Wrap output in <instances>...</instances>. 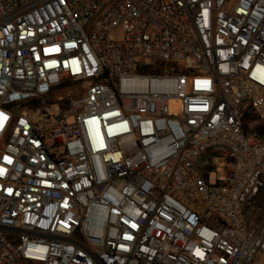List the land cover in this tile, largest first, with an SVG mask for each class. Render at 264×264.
<instances>
[{"label":"built area","instance_id":"2783aa9c","mask_svg":"<svg viewBox=\"0 0 264 264\" xmlns=\"http://www.w3.org/2000/svg\"><path fill=\"white\" fill-rule=\"evenodd\" d=\"M0 264H264V0H0Z\"/></svg>","mask_w":264,"mask_h":264},{"label":"rangeland","instance_id":"374dc122","mask_svg":"<svg viewBox=\"0 0 264 264\" xmlns=\"http://www.w3.org/2000/svg\"><path fill=\"white\" fill-rule=\"evenodd\" d=\"M199 166L205 180L211 185H217L225 176L226 160L212 152L202 156Z\"/></svg>","mask_w":264,"mask_h":264}]
</instances>
